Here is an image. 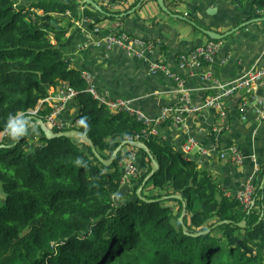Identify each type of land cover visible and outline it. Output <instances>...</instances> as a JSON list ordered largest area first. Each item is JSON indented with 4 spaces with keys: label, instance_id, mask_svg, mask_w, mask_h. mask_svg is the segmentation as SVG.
Wrapping results in <instances>:
<instances>
[{
    "label": "trees",
    "instance_id": "16d2710c",
    "mask_svg": "<svg viewBox=\"0 0 264 264\" xmlns=\"http://www.w3.org/2000/svg\"><path fill=\"white\" fill-rule=\"evenodd\" d=\"M103 1H94L102 15L119 20L146 0H122L113 11ZM251 1L264 8V0ZM80 6L87 5L81 0H38L28 6L0 0V134L9 115L27 116L50 89L68 84L77 91L79 104L72 130L86 135L105 161L114 151L108 150L110 139L135 140L138 135L136 141L148 154L132 149L144 174L126 195L120 188L122 151L104 166L78 138L47 140L39 128L34 138L12 141L7 136L3 145L10 147L0 149V264H264V190L259 181L254 204L246 211L196 161L185 160L160 136H142L136 118L111 113L86 92L81 72L63 48L72 21L81 19ZM44 113L48 110L38 111V117ZM82 117L87 127L81 125ZM149 155L159 169L138 197L136 191L151 171ZM77 158L84 164L76 165ZM263 171L264 164L259 177ZM120 193L126 197L116 203L113 194ZM176 195L184 205L172 198ZM183 207L186 232L179 222Z\"/></svg>",
    "mask_w": 264,
    "mask_h": 264
},
{
    "label": "crops",
    "instance_id": "0c3cea01",
    "mask_svg": "<svg viewBox=\"0 0 264 264\" xmlns=\"http://www.w3.org/2000/svg\"><path fill=\"white\" fill-rule=\"evenodd\" d=\"M34 1L38 0H17L20 5L26 6ZM128 1L134 3L138 0ZM241 1L164 0L171 15L184 17L187 21L164 13L156 0L137 4L119 20L109 19L88 5L80 6L85 25L81 29L76 21H72L63 47L64 54L74 68L94 76L101 94H107L114 100H127L133 109L154 118L162 106L176 104L178 95L173 83L163 75H150L143 61L128 58L120 49H113L106 55L103 47L89 44L99 41L109 31L125 32L130 37L160 45L151 59L163 62L177 72L179 56L212 41L200 29L217 34L232 32L225 39L216 41L219 50L210 63L184 72L192 105L202 106L213 95V91L208 89L210 82L202 78L206 70H210L222 84H228L250 70L264 69V14L256 13L258 8L253 6L252 1L244 0V4L240 5ZM94 28L100 29V33H93ZM254 93L264 99V85L256 86ZM249 101L248 94L237 93L225 98L219 108L206 109L186 117L191 134L205 149L212 150L214 143L224 148L235 144L243 154L245 159L239 166L221 160L217 154L191 158L200 168L213 175L226 197H233L250 177H254L256 184L262 178L254 162L259 168L264 164V120L257 118ZM78 111V101L71 100L62 115L67 127L73 125ZM221 113L225 115L224 119ZM29 125L35 126L36 131L28 136L37 137L39 127L35 122ZM159 132L164 141L181 151L184 134L169 124L162 125ZM129 140V136L110 139L108 150H115L122 142ZM127 147L121 149L122 154L128 150ZM138 170V178L131 186L121 187V192L126 195L133 193L137 186L135 183L140 182L144 174V168L140 165ZM125 197L120 193L114 197V201L121 202Z\"/></svg>",
    "mask_w": 264,
    "mask_h": 264
},
{
    "label": "built area",
    "instance_id": "2783aa9c",
    "mask_svg": "<svg viewBox=\"0 0 264 264\" xmlns=\"http://www.w3.org/2000/svg\"><path fill=\"white\" fill-rule=\"evenodd\" d=\"M122 0H104L103 5L109 8L111 11L115 10ZM256 13L264 14L263 9H256ZM69 16L70 14L67 13ZM84 18L76 21L77 25L82 29ZM93 33H100V29L94 28ZM90 46L103 47L106 55L113 49H120L128 58H133L143 61L148 69L150 75H163L166 79L171 81L174 85L175 93L178 95L176 104L172 106H162L156 117L152 118L145 113L133 109L127 100L123 99H111L107 94H101L95 85L94 76L87 72H81L82 79L86 84V92L98 102L100 105L105 106L111 113L126 112L129 115L136 118L138 122L143 125L142 136H162L160 135L159 128L164 124H169L171 127L184 134L185 140L181 145V153L185 160L190 161L192 156L204 157L217 154L221 160H227L232 165H241L244 161L243 154L239 148L232 144L228 148L220 146L218 143H214L211 147L212 150H207L202 147L191 134L189 125L187 124V116L189 114H196L206 109L219 108L220 103L227 97L233 96L237 93H246L250 97L249 103L254 107V113L260 121L264 120V99L254 93V89L258 85H264V69H254L246 72L242 77L228 83L222 84L216 78H214L210 70H206L202 74V78L206 82H210L209 90L213 91L212 97L206 99L202 106H193L189 91L186 87V78L184 72L191 69L200 68L201 66L208 64L212 61L215 55L218 53L219 46L215 41H209L206 44L196 47L193 51L186 55L178 57V71L174 72L168 68L163 62L151 59V56L161 46L153 42H147L139 38H133L128 36L125 32L109 31L102 38L89 44ZM77 96L75 91L68 84H63L57 89L49 91L48 97L43 100L36 110L29 111L28 115L38 117V111L44 113L40 118L45 127L52 132H64L72 130L77 125L76 122L70 127H67L62 120V115L66 109V106L71 100H74ZM224 114L221 113L222 119ZM4 134L7 132L4 131ZM139 136L135 135L132 141L138 140ZM128 148V150L122 154L119 161V167L121 170V187H129L134 180L138 178L139 170L137 166L138 153L136 150ZM255 163V169L257 172L261 171V167ZM254 177H250L243 186L236 191L233 197L239 202L243 209H247L253 204V198L255 195V186L253 185Z\"/></svg>",
    "mask_w": 264,
    "mask_h": 264
},
{
    "label": "water",
    "instance_id": "95a60500",
    "mask_svg": "<svg viewBox=\"0 0 264 264\" xmlns=\"http://www.w3.org/2000/svg\"><path fill=\"white\" fill-rule=\"evenodd\" d=\"M157 1V4L159 6V8L164 12L166 13L167 15L169 16H173V17H176L180 20H186V18L184 17H180V16H174V15H171L170 12L167 10L166 6H165V3H164V0H156ZM82 3L90 6L91 8H93L96 12L102 14L103 11L101 10V8L93 1V0H81ZM200 31L205 34L210 40L212 41H221L223 39H225L227 36H229L232 32H228L226 34H217L215 32H212V31H207V30H204V29H200ZM27 117H29V122L30 121H33L37 124V126L40 128L42 134L44 135V137L47 139V140H50V139H56V138H78L80 139L81 143L85 144L86 146H88L91 150V153L93 154V156L100 162L102 163L104 166H109L111 165V163L114 161V159L116 158V156L119 154V152L121 151V149L124 147V146H130V147H133V148H136V149H139V150H142L144 151L145 153L148 154V149L147 147L139 142V141H132V140H129V141H124L122 142V144H120L112 153L111 157L109 160L105 161L103 160L97 153V151L95 150L92 142L90 141V139L84 135L83 133L77 131V130H68V131H64V132H58V133H54L52 132L50 129L46 128L43 121L40 119V118H37V117H34L32 115H27ZM23 138V137H22ZM10 146H5L3 144L0 145V149H3V148H9ZM150 159H151V171L149 172V174L147 175V177L144 179V182L142 184V186L140 188H138L136 194L138 197L141 196V192H142V188L145 184V182L147 180H149L159 169V165L158 163L149 155ZM259 189L260 190H264V171H263V175H262V178L260 180V183H259ZM172 198L176 199V200H179L181 203H183V198L182 196L180 195H176V196H172ZM144 202H151L150 200H146L145 198H141ZM184 205V203H183ZM184 208V207H183ZM184 214H185V208L183 209L182 211V215L181 217L179 218V222L180 224L182 225V230L184 232H186V227L183 225V218H184ZM222 223H227V221H224V222H220L218 223L217 225H220ZM216 225V226H217ZM240 227H245V224L244 223H241L239 224ZM203 233H207V231L205 232H202V233H198L196 234L197 235H201Z\"/></svg>",
    "mask_w": 264,
    "mask_h": 264
},
{
    "label": "clouds",
    "instance_id": "9594fccd",
    "mask_svg": "<svg viewBox=\"0 0 264 264\" xmlns=\"http://www.w3.org/2000/svg\"><path fill=\"white\" fill-rule=\"evenodd\" d=\"M81 125L87 127V118L82 117ZM5 130L12 141H19L22 137H26L36 131L35 126L29 125V117L23 114H11L6 121ZM74 163L76 165H83L84 161L77 158ZM114 196L118 194H113Z\"/></svg>",
    "mask_w": 264,
    "mask_h": 264
},
{
    "label": "rangeland",
    "instance_id": "374dc122",
    "mask_svg": "<svg viewBox=\"0 0 264 264\" xmlns=\"http://www.w3.org/2000/svg\"><path fill=\"white\" fill-rule=\"evenodd\" d=\"M50 91H51V89H50ZM34 124V123H33ZM33 124H31V125H33ZM5 136H6V133L4 134V133H1L0 134V143H4V140H5ZM29 137V136H28ZM1 140H2V142H1ZM1 145V144H0ZM260 183V182H259ZM253 185L255 186V188H257V184H256V182H255V180H254V182H253ZM259 187V186H258ZM253 204H254V198H253ZM253 204H252V206H253ZM252 206H250L249 208H247V209H244V210H250L251 208H252Z\"/></svg>",
    "mask_w": 264,
    "mask_h": 264
}]
</instances>
